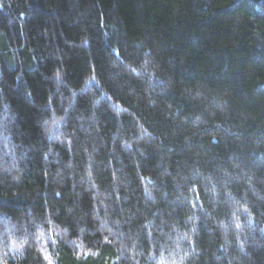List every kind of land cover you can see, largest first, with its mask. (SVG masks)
<instances>
[{"label":"trees","instance_id":"obj_1","mask_svg":"<svg viewBox=\"0 0 264 264\" xmlns=\"http://www.w3.org/2000/svg\"><path fill=\"white\" fill-rule=\"evenodd\" d=\"M49 261L264 264V0H0V264Z\"/></svg>","mask_w":264,"mask_h":264},{"label":"snow or ice","instance_id":"obj_2","mask_svg":"<svg viewBox=\"0 0 264 264\" xmlns=\"http://www.w3.org/2000/svg\"><path fill=\"white\" fill-rule=\"evenodd\" d=\"M238 226V225H237ZM49 264H51V262L49 261Z\"/></svg>","mask_w":264,"mask_h":264}]
</instances>
